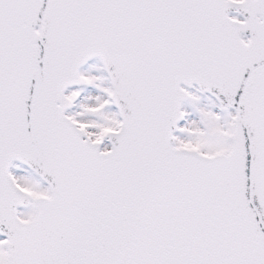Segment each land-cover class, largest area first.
Returning <instances> with one entry per match:
<instances>
[{
  "label": "snow or ice",
  "instance_id": "obj_1",
  "mask_svg": "<svg viewBox=\"0 0 264 264\" xmlns=\"http://www.w3.org/2000/svg\"><path fill=\"white\" fill-rule=\"evenodd\" d=\"M0 264H264V0H0Z\"/></svg>",
  "mask_w": 264,
  "mask_h": 264
}]
</instances>
